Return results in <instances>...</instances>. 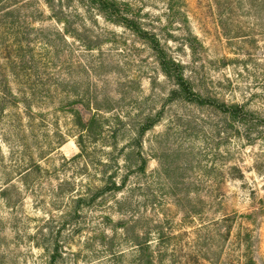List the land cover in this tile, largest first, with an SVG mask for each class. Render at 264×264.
<instances>
[{"label": "rangeland", "instance_id": "obj_1", "mask_svg": "<svg viewBox=\"0 0 264 264\" xmlns=\"http://www.w3.org/2000/svg\"><path fill=\"white\" fill-rule=\"evenodd\" d=\"M117 1L183 65L197 92L264 115L260 0ZM15 42L38 91L20 145L41 169L27 188L12 174L0 196L7 264H46L54 248L68 264H135L137 242L154 251V264H264V127L236 134L209 108L167 102L174 86L146 42L86 0H0V44ZM44 91L51 96L40 105ZM88 103L130 125L163 110L142 138L145 172L132 170L126 187L93 209L64 197L100 179L65 161L79 152L68 111ZM128 139L120 132L116 153ZM105 214L111 220L101 224Z\"/></svg>", "mask_w": 264, "mask_h": 264}, {"label": "trees", "instance_id": "obj_2", "mask_svg": "<svg viewBox=\"0 0 264 264\" xmlns=\"http://www.w3.org/2000/svg\"><path fill=\"white\" fill-rule=\"evenodd\" d=\"M86 1L93 5L106 21L130 30L146 42L155 56L162 75L174 86L167 97V102L177 100L180 103L199 108H209L222 116L236 134H239L238 130L240 129L248 134L255 127H264V115L247 109L245 105L227 104L197 92L192 81L184 74L183 65L167 54L153 33L138 25L127 2L117 0ZM260 1L264 4V0ZM0 47L5 55L0 57V124H2L0 128L3 145L8 150L7 153L3 154L0 149V162L4 172L3 176L0 172V178L6 186L0 190V196L6 200L7 190L5 188L9 186L12 174L19 177L21 185H25L27 188L31 182V175L35 171H39L41 165L40 160H37L32 152L30 153V148L23 150L22 145H20L22 137H25L28 131L25 122L34 119V115L37 114L33 109L38 93L36 89H33L35 88L33 76L28 67H23L22 61H19L20 57L14 56L15 51L18 52L20 48L18 42L3 43L0 44ZM18 57L19 59H17ZM44 94L40 101H36L40 105L45 104V100L48 99L45 96H51L48 91H44ZM57 102L56 104L60 106L59 110L64 112L63 97H60ZM68 113L72 116V126L76 129V134L73 137L79 152L70 159H65V161L71 162L75 166H81V171L84 174H86L87 169L93 168L99 174L100 179H98V185H88L81 189L77 195H74L75 189H69L66 191L67 193L65 192L64 197L77 208L93 209L91 207L97 200L101 198L104 200V198H110L120 193L126 187L132 170H135L136 173L145 172L146 160L140 151L142 138L156 126L163 110L154 114H147L132 125L123 124L122 119L113 113L109 116L111 114L110 107L91 109L89 103L85 104L84 111L71 108ZM23 121L25 122L23 123ZM120 132L129 133V143L128 146L122 147L116 153ZM58 145L61 146L62 144L58 143ZM105 148H110L112 151L105 152ZM41 156L42 154L40 158H42ZM134 156L137 161L131 163ZM22 201L23 199H20V203ZM100 218L101 224H105L104 218L108 221L111 220L108 214ZM135 245L137 246L135 264H154V251L150 249L147 242H137ZM51 251L46 264H68L63 262L64 258L57 248ZM0 258L3 264H7L5 254H0Z\"/></svg>", "mask_w": 264, "mask_h": 264}]
</instances>
